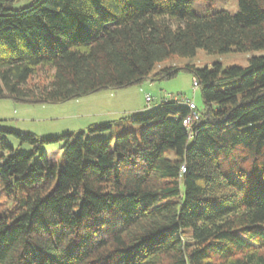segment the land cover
Wrapping results in <instances>:
<instances>
[{"label": "trees", "instance_id": "obj_1", "mask_svg": "<svg viewBox=\"0 0 264 264\" xmlns=\"http://www.w3.org/2000/svg\"><path fill=\"white\" fill-rule=\"evenodd\" d=\"M19 1L0 0V98L59 103L187 70L203 103L186 125L189 104L164 98L108 139L91 132L111 122L49 138L0 126V264H264V53L160 65L264 50V0Z\"/></svg>", "mask_w": 264, "mask_h": 264}, {"label": "rangeland", "instance_id": "obj_2", "mask_svg": "<svg viewBox=\"0 0 264 264\" xmlns=\"http://www.w3.org/2000/svg\"><path fill=\"white\" fill-rule=\"evenodd\" d=\"M21 0L16 7L29 3ZM197 13L207 11L238 10V0H197L193 5ZM264 53V50L250 52L230 51L227 53H209L202 48L191 57L176 56L162 64H194L197 67L211 66L219 61L224 67L246 65L252 55ZM194 77L190 71L181 70L175 77L164 80L146 79L143 82L121 89H102L100 91L73 98L59 103L28 104L11 98H0V126L32 132L40 137H55L67 132L86 130L92 124L112 123V129L93 131V138L108 139L120 132L129 121V117L146 111L159 104L164 98L185 97L193 99L201 107L203 98L199 87L193 85ZM150 95L152 100L147 101ZM9 142L23 151H30L29 143H21L15 136L8 137ZM51 147V148H50ZM45 145L48 156L60 157L59 146ZM55 155V156H54Z\"/></svg>", "mask_w": 264, "mask_h": 264}, {"label": "built area", "instance_id": "obj_3", "mask_svg": "<svg viewBox=\"0 0 264 264\" xmlns=\"http://www.w3.org/2000/svg\"><path fill=\"white\" fill-rule=\"evenodd\" d=\"M193 85L194 87L196 88L198 86V82L196 79H194V82H193ZM146 99L148 102H150L152 100L151 96L150 95H147L146 96ZM182 101L189 104L190 108L192 109V112L191 114H189L184 120V124L186 125H190L195 119L198 118V114L197 112L195 111V108H196V105H195V102L194 100H191V99H188V98H185L183 97L182 98Z\"/></svg>", "mask_w": 264, "mask_h": 264}, {"label": "crops", "instance_id": "obj_4", "mask_svg": "<svg viewBox=\"0 0 264 264\" xmlns=\"http://www.w3.org/2000/svg\"><path fill=\"white\" fill-rule=\"evenodd\" d=\"M163 100V99H162Z\"/></svg>", "mask_w": 264, "mask_h": 264}]
</instances>
